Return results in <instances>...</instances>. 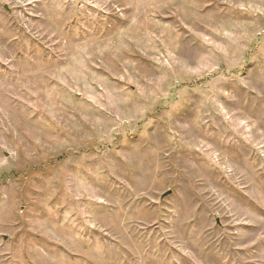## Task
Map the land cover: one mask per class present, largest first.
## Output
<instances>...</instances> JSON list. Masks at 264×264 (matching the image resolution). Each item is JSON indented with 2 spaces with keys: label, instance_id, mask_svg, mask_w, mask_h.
<instances>
[{
  "label": "rangeland",
  "instance_id": "1",
  "mask_svg": "<svg viewBox=\"0 0 264 264\" xmlns=\"http://www.w3.org/2000/svg\"><path fill=\"white\" fill-rule=\"evenodd\" d=\"M0 264H264V0H0Z\"/></svg>",
  "mask_w": 264,
  "mask_h": 264
},
{
  "label": "water",
  "instance_id": "2",
  "mask_svg": "<svg viewBox=\"0 0 264 264\" xmlns=\"http://www.w3.org/2000/svg\"><path fill=\"white\" fill-rule=\"evenodd\" d=\"M169 194V192L168 193H166L164 196H166V195H168Z\"/></svg>",
  "mask_w": 264,
  "mask_h": 264
}]
</instances>
